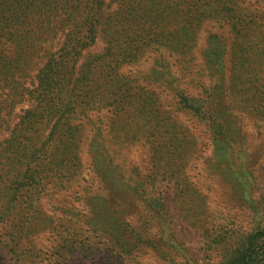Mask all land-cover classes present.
<instances>
[{
    "label": "rangeland",
    "instance_id": "1",
    "mask_svg": "<svg viewBox=\"0 0 264 264\" xmlns=\"http://www.w3.org/2000/svg\"><path fill=\"white\" fill-rule=\"evenodd\" d=\"M132 3L150 22L133 46L122 25L96 33L54 89L53 131L16 105L12 124L28 112L18 128L51 138L0 264H168L170 245L204 264L264 222V0Z\"/></svg>",
    "mask_w": 264,
    "mask_h": 264
},
{
    "label": "trees",
    "instance_id": "2",
    "mask_svg": "<svg viewBox=\"0 0 264 264\" xmlns=\"http://www.w3.org/2000/svg\"><path fill=\"white\" fill-rule=\"evenodd\" d=\"M132 1L0 0V223L12 214L21 189L41 172L42 149L51 138L49 134L42 140L43 135L29 136L18 128L27 123L28 112L12 124L16 105L24 100L34 102L36 110L42 105L45 125L55 120L50 127L53 131L60 117L69 112L56 103L61 97H55L54 89L61 82L70 84V63L71 69L76 66L83 49L95 43L96 33L109 35L122 25L125 42L132 45L134 26L139 24L136 17L150 22L151 17H144L147 12L140 14ZM112 3L113 8L107 10ZM151 27L152 23L148 31ZM146 37L148 42L153 40L137 34V38ZM182 100L191 107L185 96ZM233 232L238 239L222 259L204 264H264V222L240 236ZM169 247L163 251L168 264H198L176 245ZM179 256L181 260L176 259Z\"/></svg>",
    "mask_w": 264,
    "mask_h": 264
}]
</instances>
